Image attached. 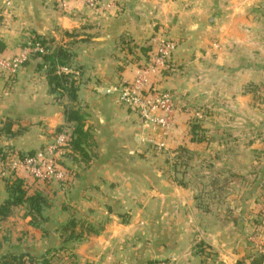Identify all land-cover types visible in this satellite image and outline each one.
<instances>
[{
  "label": "crops",
  "instance_id": "crops-1",
  "mask_svg": "<svg viewBox=\"0 0 264 264\" xmlns=\"http://www.w3.org/2000/svg\"><path fill=\"white\" fill-rule=\"evenodd\" d=\"M97 1L0 0V60L39 36L71 55L57 73L79 85L76 102L53 93L42 58L30 57L14 77L0 68V130L9 121L16 133L1 135L0 149L35 153L54 143L67 108L93 137L88 162L61 156L68 181L41 186L51 206L38 227L22 208L0 217V258L264 264V231L237 217L264 206V101L252 89L264 83V0ZM156 36L176 44L170 68L149 75L150 87L174 95L167 130L120 101ZM8 197L0 177V207ZM71 220L78 226L65 233Z\"/></svg>",
  "mask_w": 264,
  "mask_h": 264
},
{
  "label": "trees",
  "instance_id": "trees-1",
  "mask_svg": "<svg viewBox=\"0 0 264 264\" xmlns=\"http://www.w3.org/2000/svg\"><path fill=\"white\" fill-rule=\"evenodd\" d=\"M29 41H33L34 44L40 43L45 48V53H36L32 57L42 58L46 66H48L47 77L51 86L52 92L58 94L60 97L67 96L71 102H76L78 98L79 85L74 77L65 74L57 73V67L59 65H68L71 55L68 54L62 48L52 50L50 42L42 39L39 36H33ZM5 45L0 44V53L5 50ZM149 50V49H148ZM145 52L147 61L150 60V53ZM257 89H255L256 92ZM67 127L61 129L58 135L66 132L69 136L68 143L63 146L67 156L72 160L77 161L75 157L78 155L81 161L88 162L90 160L88 153V144L93 141L92 135L84 130L82 116L73 108H67ZM13 122H6L5 126L0 130V136L6 135L7 137H14L16 133L13 132ZM201 127L198 124L192 125V137L193 140L201 142L203 137H198ZM64 152V153H65ZM63 153V154H64ZM23 156L24 153L15 151L13 149L5 151L0 149V160H6L7 158L15 156ZM70 172V171H69ZM71 173V172H70ZM3 179L6 182L7 191L9 194L8 199L0 207L1 219L8 218L13 210L16 208H22L25 218H31L29 224L34 227L40 225V221H44L43 212L50 208L51 204L48 197L41 190L37 180L27 177L17 172L8 173ZM51 183H45L44 186ZM34 186H37L36 189ZM34 189V190H33ZM78 224L71 220L62 227L64 232L75 231ZM70 239L78 238L77 236H70ZM69 239V240H70ZM55 260V259H54ZM0 264H54L52 256L36 257L29 254L22 253H9L0 258ZM153 264V263H150ZM154 264H157L155 262Z\"/></svg>",
  "mask_w": 264,
  "mask_h": 264
},
{
  "label": "built area",
  "instance_id": "built-area-1",
  "mask_svg": "<svg viewBox=\"0 0 264 264\" xmlns=\"http://www.w3.org/2000/svg\"><path fill=\"white\" fill-rule=\"evenodd\" d=\"M90 2L92 6H99L97 0H90ZM153 43L154 49L150 53V60L138 69L133 82L123 88L120 101L130 109L135 110L145 123L167 130L170 126V116L175 110L174 95L150 87L149 75L157 67L170 68L168 62L176 44L160 36H156ZM36 53H45V48L40 43L34 44L33 41H29L20 55L10 60H0V68L10 77H14L30 57ZM68 140V134L63 132L57 136L54 143L42 150L0 160V177H5L12 170V172L31 177L41 184L68 181L72 175L60 161L65 152L62 147L68 143ZM163 146V144L160 145V147ZM157 264L173 263L162 260L158 261Z\"/></svg>",
  "mask_w": 264,
  "mask_h": 264
},
{
  "label": "rangeland",
  "instance_id": "rangeland-1",
  "mask_svg": "<svg viewBox=\"0 0 264 264\" xmlns=\"http://www.w3.org/2000/svg\"><path fill=\"white\" fill-rule=\"evenodd\" d=\"M258 89L256 92H253V94L255 95V97H256V100L257 101H264V83H259V84H257V85H254L253 84V87H252V89ZM16 151V150H15ZM20 152V151H19ZM10 172H12V170L10 171ZM241 184H239V185H237L236 187H243V186H248L247 185V183L245 184V185H243V183L244 182H240ZM40 186H44L43 184H41ZM39 186V187H40ZM41 188V187H40ZM42 190V189H41ZM262 195H264V191H263V194ZM233 200V199H232ZM241 203V201L240 202H235V204L234 205H238V204H240ZM230 205L231 204H228V205H226V203L224 202L223 203V205H219V206H221V207H223L222 209H225L226 211L229 209L230 210ZM253 207V208H252ZM251 207V209L250 210H247V209H244L243 211H239V212H237V217L240 219L241 218V216H245V218H247V219H249V221L251 220V221H253V223H251V225H252V227H254L255 225L256 226H258V227H260L261 228V230L262 231H264V206H252ZM258 209H261V212H260V214H257V210ZM49 210L48 209H46V213L48 212ZM224 213H225V215H227L228 214V212H225L224 211ZM239 224V225H238ZM240 224H242L241 223V221L240 222H237V228H239V226H241ZM245 225V224H244ZM23 228H25V224L22 226ZM79 228V227H78ZM62 254H60V252L59 253H57V254H55V255H53L52 256V258H53V263L54 264H60V262L62 263V261H70L71 259H68L67 258V256L68 255H65V256H63V260L61 259L62 257ZM55 259V260H54Z\"/></svg>",
  "mask_w": 264,
  "mask_h": 264
}]
</instances>
